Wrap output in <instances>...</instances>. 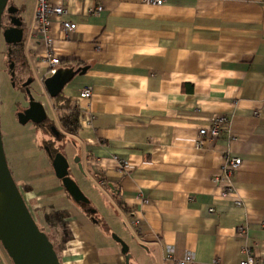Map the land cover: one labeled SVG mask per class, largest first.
<instances>
[{
	"label": "crops",
	"instance_id": "crops-1",
	"mask_svg": "<svg viewBox=\"0 0 264 264\" xmlns=\"http://www.w3.org/2000/svg\"><path fill=\"white\" fill-rule=\"evenodd\" d=\"M23 7V40L13 46L44 89L50 58L33 27L36 0ZM63 19L76 30L53 20L48 37L56 69L88 68L62 92L80 129L62 130L64 102L48 96L64 138L41 137L77 159L70 177L87 203L64 190L46 151L12 166L36 222L66 213L71 238L60 263L126 264L113 236L128 245L129 264H173L168 247L177 260L191 253L193 264H239L248 251L264 258V0H70ZM86 87L91 98L80 99ZM218 115L228 120L221 135L199 144ZM228 157L241 160L229 192ZM0 264H13L1 243Z\"/></svg>",
	"mask_w": 264,
	"mask_h": 264
},
{
	"label": "water",
	"instance_id": "water-1",
	"mask_svg": "<svg viewBox=\"0 0 264 264\" xmlns=\"http://www.w3.org/2000/svg\"><path fill=\"white\" fill-rule=\"evenodd\" d=\"M9 0H0V40L1 37L7 45H17L23 40V22L20 17L11 20V26L5 28L1 34L2 17ZM18 13V10H8V14ZM87 67L79 68H59L54 74L43 78L44 90L51 99L62 96L64 87L76 75L84 74ZM28 80L26 94L28 96V107L17 114L20 124L32 122L43 124L47 120V115L42 103L34 100L30 94ZM51 131H56L53 125ZM55 137L59 138L56 131ZM50 158L55 176L61 180L64 190L78 204L87 203L85 196L78 184L70 177L69 161L66 156L57 152L52 155L46 148ZM80 165V164H79ZM81 168V167H80ZM114 240L120 244L121 252L125 255L126 264H129L130 255L128 245L120 238L113 236ZM0 243L11 259L13 264H37L39 257H42L40 264H61L53 248V244L48 237L37 226L30 210L28 209L21 191L19 190L12 174L8 168L2 140L0 134Z\"/></svg>",
	"mask_w": 264,
	"mask_h": 264
},
{
	"label": "rangeland",
	"instance_id": "rangeland-1",
	"mask_svg": "<svg viewBox=\"0 0 264 264\" xmlns=\"http://www.w3.org/2000/svg\"><path fill=\"white\" fill-rule=\"evenodd\" d=\"M22 2L25 5V8L22 9L27 13L28 10L30 12L32 9V3L35 0H9L3 15H7L9 9L19 10ZM21 13L18 12L17 16L19 17ZM2 21L6 24L5 16ZM6 46L3 40L0 41V134L6 162L12 174L14 163L22 162L23 157L33 161L38 152H45L43 147H40L43 144L41 135L50 136L46 127L51 125V122L55 123V115L50 106L51 99L35 79V74L28 70L25 71L27 74L22 71L23 69L19 63L21 57L18 53V47L12 46L6 50ZM5 50L7 57L4 53ZM28 80H31L29 85L30 94L34 100L42 103L47 115V120L41 126L32 122L20 124L17 120L18 112L25 109L28 104L27 94L23 89ZM62 151L64 152V150ZM68 157L69 173L76 179L77 174H74V171L79 170L77 159L72 158L70 155ZM77 180L81 181V178ZM80 184L82 186V182ZM36 223L40 229L45 231L54 248L58 250L61 239L60 231L57 228L48 227L40 220Z\"/></svg>",
	"mask_w": 264,
	"mask_h": 264
},
{
	"label": "built area",
	"instance_id": "built-area-1",
	"mask_svg": "<svg viewBox=\"0 0 264 264\" xmlns=\"http://www.w3.org/2000/svg\"><path fill=\"white\" fill-rule=\"evenodd\" d=\"M58 3H53L52 0H36V11L34 20V30L43 34L46 45H47V57L50 58V65L48 67V75L51 76L56 71V66L59 63V59L54 56L53 49L51 48V41L48 37V29L53 20L59 22L61 28L66 32L75 31L77 24L64 20V16L67 14V4L70 0H58ZM79 1H92V0H79ZM96 1V0H93ZM146 3L160 6L164 3V0H143ZM103 7L97 5L93 13L98 14L102 11ZM80 99H90L91 98V88L86 87L82 89ZM228 120L225 116H213L210 120V124L206 128L199 130L198 142L202 144L205 140L214 141L221 135L224 126L227 124ZM241 163L239 158L228 157L225 160L223 166V173L226 177V191H230L229 177L231 172L236 169ZM98 185L102 186L103 181L98 180ZM137 223V222H136ZM264 225V223H263ZM167 261H173V264H193L194 258L191 253L186 254L181 259H174L173 247L167 248ZM239 264H264V258H256L251 252H247L246 257L239 262Z\"/></svg>",
	"mask_w": 264,
	"mask_h": 264
},
{
	"label": "trees",
	"instance_id": "trees-1",
	"mask_svg": "<svg viewBox=\"0 0 264 264\" xmlns=\"http://www.w3.org/2000/svg\"><path fill=\"white\" fill-rule=\"evenodd\" d=\"M57 102H64L62 105H56V108L62 110L61 115L59 116V124L62 130L68 135L77 134L80 129V111L76 106H71L68 101L63 99V95L59 96L55 99ZM66 213L64 211H52L46 213L43 216L44 223L50 228H57L60 231L61 239L59 249L53 248L58 256L59 251L63 247V245L71 238V234L67 228V224L65 222ZM37 224V223H36ZM38 226V225H37ZM40 229V228H39ZM45 233L43 229H40ZM46 234V233H45ZM47 236V234H46ZM48 237V236H47ZM49 239V237H48ZM50 241V240H49ZM51 242V241H50ZM59 258V257H58Z\"/></svg>",
	"mask_w": 264,
	"mask_h": 264
},
{
	"label": "flooded vegetation",
	"instance_id": "flooded-vegetation-1",
	"mask_svg": "<svg viewBox=\"0 0 264 264\" xmlns=\"http://www.w3.org/2000/svg\"><path fill=\"white\" fill-rule=\"evenodd\" d=\"M4 16H5V20H6V24H4L3 23V21H2V27H1V34H2V31H4L5 30V28H8L9 26H11V20L13 19V18H18V16H17V13H14V14H8L7 13V15H3V17H2V20H3V18H4ZM3 39H2V37H1V40L0 41H2ZM5 43V42H4ZM7 45V44H6ZM13 45H7L6 46V50L8 49V47H12ZM6 50H5V56L7 57V54H6ZM18 53L19 54H21L20 56H21V58H20V61H19V63L21 64V68L22 69H24L25 68V66H26V63H25V61H24V59H25V57L23 56V54H22V52H21V49H19L18 50ZM26 86H24V91L26 92ZM27 99H28V96H27ZM27 102H28V100H27ZM28 107V104H27V106H26V108ZM25 108V109H26ZM25 109H23V110H21L20 112H18V113H21V112H23ZM45 123V122H44ZM43 123V124H44ZM43 124H38V125H43ZM37 125V124H36ZM51 125H52V123H51ZM51 125H48L47 127H46V129H47V131H49L53 136H52V139H54L53 141H56V142H59V141H62L63 140V136H60L59 138H57V139H55L56 137H55V131L54 132H52L51 131ZM42 147H43V149L46 151V148L47 149H49V151H50V153L52 154V155H54V154H56L57 152H60V150H56V148H54V143H51V142H43V144H42ZM47 152V151H46ZM62 152V151H61Z\"/></svg>",
	"mask_w": 264,
	"mask_h": 264
},
{
	"label": "bare ground",
	"instance_id": "bare-ground-1",
	"mask_svg": "<svg viewBox=\"0 0 264 264\" xmlns=\"http://www.w3.org/2000/svg\"><path fill=\"white\" fill-rule=\"evenodd\" d=\"M41 261H42V257L40 256L39 259H38V261H37V264H40Z\"/></svg>",
	"mask_w": 264,
	"mask_h": 264
}]
</instances>
